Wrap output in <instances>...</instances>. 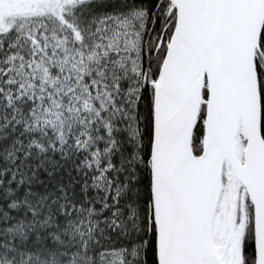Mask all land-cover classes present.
<instances>
[{
    "label": "snow or ice",
    "instance_id": "6c2138e0",
    "mask_svg": "<svg viewBox=\"0 0 264 264\" xmlns=\"http://www.w3.org/2000/svg\"><path fill=\"white\" fill-rule=\"evenodd\" d=\"M0 264H264V0H0Z\"/></svg>",
    "mask_w": 264,
    "mask_h": 264
}]
</instances>
